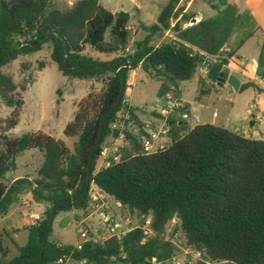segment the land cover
<instances>
[{
    "label": "trees",
    "instance_id": "1",
    "mask_svg": "<svg viewBox=\"0 0 264 264\" xmlns=\"http://www.w3.org/2000/svg\"><path fill=\"white\" fill-rule=\"evenodd\" d=\"M178 3L168 0L155 24H139L144 37L134 42L128 53L130 15L111 13L99 0H75L72 5L52 0H0V101L12 109L0 127V218L25 194L45 206L40 217L24 228L26 243L12 241L17 253L14 257L6 259L0 247V264H21L24 257L37 256L46 232L41 255L25 264H59L60 260L63 264H166L173 262L179 251L164 237L171 222L184 235L185 245L199 252L205 262L264 264V139L212 124L188 129L181 117L150 111L151 128L153 119L164 120L168 133L164 148L146 152L142 131L135 134L125 128L131 120L139 127L144 123L137 118L140 110L125 103L123 93L105 115L121 88L122 69L125 87L127 73L141 69L159 83V98L171 95L180 100L178 84L191 80L207 63L206 82L199 84L197 99L201 100L213 84L222 85L218 79L226 74L229 61L247 40L261 32L247 8L240 10L228 0L209 3L211 15L183 28L194 15L181 14ZM48 30L58 37H45ZM167 32L170 41L154 45V38ZM39 41L50 44L49 58L62 76L102 84L99 95L88 94L77 103L63 130L64 136L75 139L72 149L40 131L18 137L9 134L23 106L20 93L33 79L28 75L16 84L2 67L14 59L9 57L12 51L17 50L18 55L38 51L40 47L32 46ZM91 53L113 56L101 61ZM97 66L103 67L94 69ZM255 75L264 79V38L259 44ZM186 109L184 105L178 111L182 114ZM119 111L124 114V127L112 130ZM104 115L102 135L91 154L88 191L94 186L119 204L127 217L139 218L141 225L120 240L91 237L77 249L75 244L63 245L51 238L49 217L60 201L52 222L58 213H73L72 218L78 220L74 212H87L89 193L82 201H72L83 194L89 150ZM110 135H123L119 159L96 170L102 144ZM31 149L42 154L35 176L6 181L5 175L16 168L14 159ZM147 218L149 235L143 228Z\"/></svg>",
    "mask_w": 264,
    "mask_h": 264
},
{
    "label": "rangeland",
    "instance_id": "2",
    "mask_svg": "<svg viewBox=\"0 0 264 264\" xmlns=\"http://www.w3.org/2000/svg\"><path fill=\"white\" fill-rule=\"evenodd\" d=\"M52 1L58 5L63 2V0ZM216 1L218 0H179L177 7L182 9L181 14L192 13L202 19L213 13L209 3H216ZM245 1L228 0V2L237 5L240 10L246 7ZM260 1L264 6V0ZM167 2L168 0H99V4L111 13L122 11L130 15L128 53L133 50L134 42L140 41L144 37L139 24L142 23L146 26L155 24L161 9L166 6ZM181 14L176 21L180 19ZM262 15V18L255 16L261 26V32L248 40L238 51V55L241 58L246 57L249 62L252 57L256 56L257 44L264 38V11ZM105 40H109L108 31L105 34ZM168 41H170V33L155 37L154 45ZM38 47H40L38 51L26 55H18V51L11 52L9 57H14V59L2 67V71L9 74L16 84L22 83L28 75L33 79V82L27 85L26 90L20 93L23 106L18 115L17 125L10 130L9 134L18 137L36 131L48 132L50 136L63 141L68 148L72 149L75 139L64 136L63 130L66 124L72 120L77 103L88 94L99 95L102 91V84L94 80L63 77L49 58L50 44L41 42L36 47L32 46L34 49ZM90 56L100 60H109L113 55L91 53ZM24 66L28 67L23 68ZM201 82L205 83L206 80L201 79L197 74L191 80L178 84L179 97L187 108L185 113L188 119L185 120V124L188 129L197 124H212L236 131L244 136L250 135L264 139V81L255 80L257 89L247 88L242 92L235 91L230 86H225L219 91V86L213 84L210 93L198 100ZM128 83H131L129 87ZM158 89L159 83L150 78L143 70L138 69L135 76L131 72L127 73L123 96L131 107L140 110L137 112V118L142 125L148 121L151 122L150 111L166 113L165 97H158ZM11 110L0 101V127L10 115ZM214 113L215 116H213ZM120 115H122L121 112ZM250 121L256 122L253 129L249 127ZM161 122L159 119L153 122L154 130L158 129ZM125 128L135 134L141 130L145 136L143 126L139 127L133 120ZM112 130L117 129L112 128ZM122 139L123 135L116 138L110 135L104 139L102 147L107 150L108 155H112L114 149H117V153H119L123 146ZM41 162L42 154L38 150L23 151L14 159L16 168L5 175L6 181L17 177L35 176ZM101 162V157H99L96 170L102 165ZM101 196L107 202L112 214L116 217H127V212L117 207V203L111 197L105 194H101ZM36 213H39L38 206L30 200V195L25 194L20 197L17 204L11 207L6 216L0 218V247L6 252V259L17 254L12 241L19 245L26 243L27 232L24 231V228L33 223V215ZM69 214L58 213L52 222L51 237L63 245H74L78 241L77 229L81 228L78 222L84 217L82 212H74L78 216V220L73 219L74 221L69 223L66 218ZM128 218L132 227L141 225L139 218ZM86 222L95 225L96 216L88 217ZM174 225L175 223L171 222L167 226L164 237L174 242L179 251L174 261L166 264H200L185 245L184 235L179 230H175ZM146 228L148 230L149 227L146 226ZM93 230L94 235L101 238L102 234L97 228H93Z\"/></svg>",
    "mask_w": 264,
    "mask_h": 264
},
{
    "label": "built area",
    "instance_id": "3",
    "mask_svg": "<svg viewBox=\"0 0 264 264\" xmlns=\"http://www.w3.org/2000/svg\"><path fill=\"white\" fill-rule=\"evenodd\" d=\"M74 1L75 0H63V2H65L67 5H72ZM200 20H201L200 17L194 16L192 19H189L188 21L184 22L182 24V27L183 28L191 27L197 24ZM168 33L169 32H167L166 34ZM198 74L201 77V79L206 80L208 75L207 63H204L199 68ZM127 86L129 87L130 84H127ZM125 103H127L126 100ZM181 108H183V104L181 103L180 100H174L171 95L165 96L166 113L164 114H172L176 112L179 114L181 119L187 120L188 116L186 113H182V114L179 113L178 110ZM120 112L122 113V115L119 116ZM123 117H124L123 112L119 111L116 115V121L112 124V128L114 129L123 128L124 124L121 120ZM143 129L148 136V137L145 136L141 137L142 140L144 141V146H143L144 151L152 152L156 149H162L165 147V143L161 142V138L166 137L168 133V128L166 127L164 120L161 122V125L158 127L157 130L151 128V122L149 121L144 124ZM117 152H118L117 149H114L112 155H108L107 150L102 147V150L100 152L102 165L99 168L108 167L112 162L118 161L119 153ZM88 193H89V201H88L87 212L84 214L83 220H80L78 222V224L81 225V228L77 229V234L79 237L78 241L75 243L77 249H81L82 243L90 240L91 237L92 240H99V241L106 240L107 238L110 237H116L117 240H120L123 236H125L127 233H129L132 229L135 228L131 226V222L128 217H122V216L116 217L114 214H112L109 211V206L107 202L102 198L101 196L102 192L100 190H98L94 186H91ZM91 216H96L95 225L90 224V222H86V219ZM149 224H150L149 219H146L143 225L145 235L150 234L149 228L148 230H146L147 229L146 226L149 227ZM93 228H97V230L102 234L101 238L99 236L94 235ZM188 249L189 252L194 255V259L198 261L200 264H214L203 261L201 258V254L199 252L193 251L190 248ZM58 263L63 264L61 260ZM152 263H154V260H152Z\"/></svg>",
    "mask_w": 264,
    "mask_h": 264
},
{
    "label": "crops",
    "instance_id": "4",
    "mask_svg": "<svg viewBox=\"0 0 264 264\" xmlns=\"http://www.w3.org/2000/svg\"><path fill=\"white\" fill-rule=\"evenodd\" d=\"M245 4H246V7L251 15L253 16L254 20L256 21L257 25L261 28V26L258 24L257 20H256V17L255 16H260L262 18V12L264 11V6H262L261 4V1L260 0H246L245 1ZM166 35V34H165ZM253 38V37H252ZM251 39V38H250ZM249 39V40H250ZM248 41V40H247ZM246 41V42H247ZM245 42V43H246ZM261 42H259L257 44V47H258V52L256 54V56L252 57L251 58V62H249V60L245 57V58H241L239 55H238V52L236 53V56L234 58H232L229 63L227 64V66L225 67V71H226V74L225 75H234L236 78H238L242 83L244 82H254L255 83V80H259L260 82H263L264 79H260L258 77H256L255 75V72H256V66H257V57H258V53H259V44ZM242 48V47H241ZM240 48V49H241ZM239 49V50H240ZM111 59V58H110ZM109 59V60H110ZM100 60V59H99ZM101 61H107V60H101ZM138 69L134 70V71H131V73L135 76L136 75V71ZM64 77V76H63ZM68 78V77H67ZM128 84H131V83H128ZM225 86H228L226 83L222 84L220 87H219V91H221ZM180 101H181V98H180ZM181 103L183 104V107H184V103L181 101ZM173 116L175 118H179V114L178 113H173ZM213 116H215V113L213 114ZM263 118H264V115H263ZM154 122L157 121V119H153ZM256 122H253V126L251 129L254 128ZM47 135H50L48 132L45 133ZM165 137H162L161 138V142L165 143ZM31 177V176H29ZM18 178V177H17ZM17 178H14V179H17ZM29 195V194H28ZM31 200V198H30ZM38 206V212L39 213H36L34 214V221L37 220L39 217H40V214L45 210V206L44 205H41V204H36ZM117 207H119V204H117ZM35 211V210H34ZM72 214L73 213H70L67 218V220L70 222L74 221L73 218H72ZM33 221V222H34ZM52 238V237H51ZM53 239V238H52Z\"/></svg>",
    "mask_w": 264,
    "mask_h": 264
},
{
    "label": "water",
    "instance_id": "5",
    "mask_svg": "<svg viewBox=\"0 0 264 264\" xmlns=\"http://www.w3.org/2000/svg\"><path fill=\"white\" fill-rule=\"evenodd\" d=\"M49 34H53L55 37H58L52 30H48L47 31V34L45 37H47ZM41 43V41H39L37 44L33 45V46H38L39 44ZM64 49H65V46H64ZM17 51V50H16ZM16 51H12V53H15ZM115 64V63H113ZM125 64V63H124ZM64 67L67 68V66L64 64ZM103 66H97L95 67L94 69H99V68H102ZM78 71H89L91 70V68H78L77 69ZM220 77L221 79H218V81L222 84L226 83L228 86H230L233 90L235 91H238V92H242L244 91L245 89L247 88H254V89H257V85L254 83V82H244L242 83L238 78H236L234 75H225V74H220ZM124 87H125V70L122 69L121 71V88L119 90V93H118V96L116 98V100L114 101V103L111 105V107L107 110V112L105 113V115L110 111L112 110L118 103L119 101L121 100V96H122V93H123V90H124ZM105 115L102 117L101 121H100V125H99V130H98V135H97V138L95 140V142L93 143V145L90 147V150H89V156H88V162H87V167H86V171H87V176H86V183H85V187H84V191H83V194L80 198L76 199V200H73L72 202H78V201H82L87 193H88V187H89V182H90V159H91V154H92V150L93 148L95 147V145L98 144L100 138H101V135H102V130H103V122H104V117ZM253 126V121H250L249 123V127L252 128ZM63 201H60V202H57L53 207H52V210H51V213H50V217H49V226L51 225L52 223V217H53V214L55 212V209L57 207V205H59L60 203H62ZM46 234L47 232L44 234L43 236V239H42V244H41V249H40V252L37 256L35 257H24L22 259V262L21 264H25V261L26 260H32V259H38L39 256L41 255L42 251H43V248H44V244H45V237H46Z\"/></svg>",
    "mask_w": 264,
    "mask_h": 264
}]
</instances>
